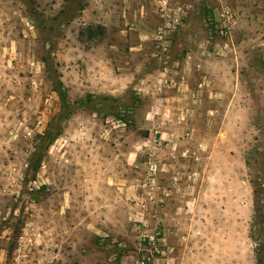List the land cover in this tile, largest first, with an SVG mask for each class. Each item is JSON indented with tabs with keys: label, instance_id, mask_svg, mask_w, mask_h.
<instances>
[{
	"label": "rangeland",
	"instance_id": "rangeland-1",
	"mask_svg": "<svg viewBox=\"0 0 264 264\" xmlns=\"http://www.w3.org/2000/svg\"><path fill=\"white\" fill-rule=\"evenodd\" d=\"M146 1L0 0V264H264V0H148L151 40L125 59L148 79L144 96L133 87L104 96L121 72L98 59L102 48L110 63L120 53L101 23L113 27L121 6ZM163 2L183 15L165 52L155 33ZM167 69L208 84L179 124L205 145L181 157H198L201 179L216 183L181 184L165 241L164 202L145 194L158 185L145 184L144 138L165 125L148 119L167 112L157 87ZM50 123L62 132L42 157L35 148ZM150 236L164 238L159 252Z\"/></svg>",
	"mask_w": 264,
	"mask_h": 264
},
{
	"label": "crops",
	"instance_id": "crops-1",
	"mask_svg": "<svg viewBox=\"0 0 264 264\" xmlns=\"http://www.w3.org/2000/svg\"><path fill=\"white\" fill-rule=\"evenodd\" d=\"M142 3H145L146 6L140 4V6H138L133 3L130 5L128 3L125 7L121 6L123 11L114 17L115 22L113 27H109L112 21L109 15L107 16L111 21H107L108 23H101L103 26H106L109 31L114 32V43H111V39H108L107 41L110 43H107V45H115L114 47H117L120 53L116 54L117 60H115L118 62L115 64L110 63L107 61L108 57L104 54V48H102V53H99L98 57L100 58L98 59L105 63L103 65L105 68L115 71L119 70L121 72L117 74L118 76L114 79V82H116L115 87L110 88L108 86V89H100L101 91L99 92H103L102 94H104V96H106L105 94L109 90L110 93L108 94H111L114 98H120L119 96L125 92V89L130 87L138 90L140 97L144 96V93H142L144 91L142 90L145 85H148V79H145V77L138 79L134 69L137 64L125 60L130 57L134 58L138 52L145 50L149 45L152 36L151 32L155 27L154 23L157 18L154 16L152 4L150 3L151 5H148V0ZM160 74L157 78V87L163 86V95L159 100L166 105L167 112L164 113L165 117L156 116L153 112H150L148 120H150V123H152L151 121L162 119L166 121L163 127L151 128L148 136L144 138V144L148 146V149H146L144 153V168L148 169L145 184L147 186L151 183L152 185L158 186L153 188L148 187L145 194L146 196L149 195L148 199L151 201L153 198H158L164 202L161 220L164 225L165 241H168V238H171L174 231L171 227L173 223H170V220L175 219L182 210L181 205L174 201L178 196L177 190L181 187V184L194 185L202 181L216 183V177L210 175L207 176L208 179L202 180L201 178L203 177L198 170L200 163L196 161L199 158H194L193 156L189 163L187 162L188 158L181 157L182 153V156H188L186 152L198 154L200 153V146L205 145L193 143L190 139L183 138V135H187L188 137L194 133H190L189 129L183 128L179 124L183 119H193L196 114V107H198L201 92L205 93L207 90L206 88H208L206 87L207 82L200 84L199 88H196V86L193 85L194 83H190V80H188L186 76L181 74L180 76H176L170 69L162 72L161 76L164 78L163 80H160ZM103 87H106V85ZM167 120L171 122H167ZM177 121L179 123H177ZM209 147L210 146H208V148ZM143 149L144 148L141 150ZM138 156H140L139 151H135L132 157V163H137ZM148 163L155 166L154 173L149 171L150 167ZM183 165L185 167L190 166V168H188L187 172L180 171V174L177 173L176 169L181 168ZM165 184L167 186H164ZM177 185L180 186L177 187ZM190 188H192V186H190ZM226 201L227 199L225 200L224 198V210L227 209ZM215 206V204H212L213 208Z\"/></svg>",
	"mask_w": 264,
	"mask_h": 264
},
{
	"label": "built area",
	"instance_id": "built-area-1",
	"mask_svg": "<svg viewBox=\"0 0 264 264\" xmlns=\"http://www.w3.org/2000/svg\"><path fill=\"white\" fill-rule=\"evenodd\" d=\"M164 5H161V13H162V24L158 28H156L155 33L156 37L159 41L158 42V48L163 49L164 52L167 51L168 43H170V35L175 33L179 26L182 24L183 20V15L175 13L174 15H169L167 13V4L163 2ZM171 16V17H170ZM164 41L165 44H163L160 41ZM148 243L155 249L157 252L158 247H157V241L161 242L164 241V238H156V236H150L147 237ZM162 253V252H161ZM138 264H146V261L142 260Z\"/></svg>",
	"mask_w": 264,
	"mask_h": 264
},
{
	"label": "trees",
	"instance_id": "trees-1",
	"mask_svg": "<svg viewBox=\"0 0 264 264\" xmlns=\"http://www.w3.org/2000/svg\"><path fill=\"white\" fill-rule=\"evenodd\" d=\"M100 30L101 34H104L105 30L102 27H97ZM93 38V37H92ZM56 93L58 94L59 98L61 99L62 102V108L64 110L67 109V92L63 86V83L61 81H57V86H56ZM69 118V114L64 113L60 116L59 119H65L67 120ZM62 129H59L57 131H54L53 129V124L50 123L48 126V129L45 131V133H43L42 135L38 136V143H37V147L35 148V151L39 152L40 155H44L49 148L54 144V142L57 140V138L61 135ZM38 153V154H39ZM41 155V156H42ZM39 156L37 159V163H35L33 166V170L35 172H38L41 166V162H42V157Z\"/></svg>",
	"mask_w": 264,
	"mask_h": 264
}]
</instances>
